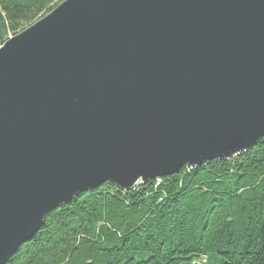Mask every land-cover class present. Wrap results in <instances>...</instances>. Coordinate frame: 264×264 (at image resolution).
<instances>
[{"label":"water","instance_id":"95a60500","mask_svg":"<svg viewBox=\"0 0 264 264\" xmlns=\"http://www.w3.org/2000/svg\"><path fill=\"white\" fill-rule=\"evenodd\" d=\"M264 137V0H63L0 45V264L48 214Z\"/></svg>","mask_w":264,"mask_h":264},{"label":"trees","instance_id":"16d2710c","mask_svg":"<svg viewBox=\"0 0 264 264\" xmlns=\"http://www.w3.org/2000/svg\"><path fill=\"white\" fill-rule=\"evenodd\" d=\"M63 0H0V45ZM6 264H264V137L228 160L51 211Z\"/></svg>","mask_w":264,"mask_h":264},{"label":"bare ground","instance_id":"6f19581e","mask_svg":"<svg viewBox=\"0 0 264 264\" xmlns=\"http://www.w3.org/2000/svg\"><path fill=\"white\" fill-rule=\"evenodd\" d=\"M156 179L159 180V177H157Z\"/></svg>","mask_w":264,"mask_h":264},{"label":"rangeland","instance_id":"374dc122","mask_svg":"<svg viewBox=\"0 0 264 264\" xmlns=\"http://www.w3.org/2000/svg\"><path fill=\"white\" fill-rule=\"evenodd\" d=\"M13 36V35H10V37Z\"/></svg>","mask_w":264,"mask_h":264}]
</instances>
